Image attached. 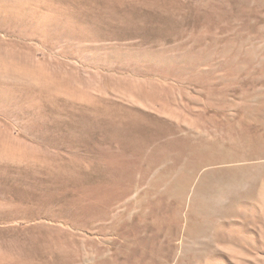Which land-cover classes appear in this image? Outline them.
I'll return each mask as SVG.
<instances>
[{"label": "rangeland", "instance_id": "rangeland-1", "mask_svg": "<svg viewBox=\"0 0 264 264\" xmlns=\"http://www.w3.org/2000/svg\"><path fill=\"white\" fill-rule=\"evenodd\" d=\"M0 264H264V0H0Z\"/></svg>", "mask_w": 264, "mask_h": 264}]
</instances>
